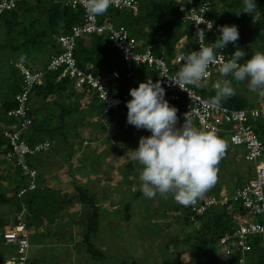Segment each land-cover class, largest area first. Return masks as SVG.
<instances>
[{"label":"trees","instance_id":"1","mask_svg":"<svg viewBox=\"0 0 264 264\" xmlns=\"http://www.w3.org/2000/svg\"><path fill=\"white\" fill-rule=\"evenodd\" d=\"M137 2L136 9L109 7V10L113 12L109 14L112 22L116 24V22H118L116 20L124 16L125 22L118 23L124 24L140 42L150 45L156 55L163 56L167 61L178 52L174 47V43L183 35L186 36V41L188 42L185 46L180 48L179 51L184 50L187 52L190 50L192 46L191 35L189 30L181 24L179 16L184 13L185 6L188 7L190 3L197 4L198 0H137ZM257 5L258 10H261V16L264 17V0H257ZM240 6L241 0H214L208 10V17L212 19L213 24H215L217 28L219 25L235 24L239 31V39L236 42V45L245 49L247 55H251L255 51H264V43L255 47L251 46V36L263 35L264 38V30L259 32L258 29L264 26V18L254 22L249 14L241 12L240 15L237 16L234 12L238 11ZM223 13H225V15H223ZM34 14L37 16L33 17ZM102 16L100 15L99 18L102 19ZM104 16H106V14ZM82 17L83 9L80 6H70L66 4L65 0H23L18 2L13 9L3 11L0 15V35L4 39H2L3 45L5 48L9 49V52L7 53L10 57L21 47L25 50H32L34 52H39L41 49V52H43L44 55V58L42 57L43 60H39L40 56L30 57L31 63L20 61L18 59L10 60V58H5V55H2V50L0 51V67H3L0 68V76L5 75L6 78L8 77L5 87H0V122L14 120L7 117L6 112L15 107V94L20 89L22 82L21 74L16 67V63L22 62L31 70H38V68L45 69L41 76V82L34 84L33 90L29 96L32 123L28 127L26 136L30 142L45 138L51 142V146L53 140L54 143L59 145H68L70 144L69 142H71L68 139V131L70 129V132H72L73 127L71 126L75 125L71 120L82 119V117L78 118L75 116L76 113H78L76 109L74 110V106L77 105L76 102H65V104H69L70 106L68 105L65 108H60L59 111L58 108L63 106L64 99L62 98L64 96H74L75 98H79L86 92L84 90L76 91L67 77L60 76L56 71L46 69L50 54L61 51V46L57 40L58 36L62 33L68 32L73 24L79 23L82 20ZM251 25L253 28L250 29ZM20 36L21 39L19 42L16 45L12 44L11 39ZM9 40L10 42H8ZM109 43L106 33L87 34L86 36L77 39L74 48V56L76 57L79 66L82 68H89L94 74L103 72L113 65L121 68V78L117 84L114 83V86H116V92L121 94L127 87L137 85L140 80L134 79V73L135 71L140 73L139 68H144V65L132 66L133 73L132 75H128L127 70L121 64L120 52L116 48L111 47ZM234 47L235 46L232 44H229L226 49L232 53ZM215 76L219 77L218 71ZM128 79H131V81ZM147 79H151V77H147ZM214 80L215 77H212L208 81L207 86L200 89V92L203 95L208 96L210 99L215 95V91L212 87L215 83ZM90 94L92 99L88 102V110L90 109L91 111L103 114L102 103L98 101L97 107H95V102L98 100L97 96L93 92H90ZM33 103L42 104L43 109L35 108ZM221 104L232 109L250 108L255 106L253 102H249L247 98L238 93L223 100ZM125 105L111 110L108 113L109 117H111L110 120L113 119L116 111H123L124 107H126ZM248 123L261 139L264 154V112L255 118L252 117ZM217 134L223 139L228 138L220 133ZM118 137L119 136H114L113 139L116 140ZM4 143V138L0 135L1 154L7 149L4 146ZM2 145L3 147H1ZM136 146L137 145H135L134 148ZM242 149L245 151L244 148ZM38 154L39 153H36L26 159L35 169L34 157ZM239 156L244 159L243 154H239ZM0 161L3 162L4 159L0 158ZM128 164L131 166V163ZM15 170L18 173L19 182L18 185L13 188L12 196H16L19 188L25 184V175L21 174L16 168ZM244 181L245 180L242 178L236 179L232 180L231 185L228 186V184H226L222 186L226 189L228 194L227 201L223 204H213L198 215L192 216L191 213L188 212L187 206L186 213L181 216L184 220L181 223L184 226L182 230H184V228H186V226L192 221L197 222L199 225L198 230H196V232L199 231V233L196 235H194L195 231L192 233L187 232L186 236L182 232L184 235L183 239L188 242V249L190 252L205 254L208 249L213 250L216 249L217 246H219L218 248L222 247V244L218 242L219 238L225 232H232L237 220L235 215H242L244 213L240 200L233 198L236 194V190L243 185ZM219 183L220 182L216 184L215 189H213L210 194H213L214 196L219 195L221 187ZM222 183L224 182H221V184ZM74 187L76 190V193H74L76 194L75 197L68 195L67 193L61 194L59 191L56 192V190L51 188L43 189L38 184L37 175L36 187L22 194V196L17 199L16 204L18 208H20L21 202H23L28 209L35 213V220L32 219L29 222L24 220L27 229L29 224L34 223L36 228L38 225L43 224L44 222H42L40 217H45L48 221L51 220V218L56 217L55 214L64 210L67 206H70L71 201L89 207L90 210L84 209L85 211L82 213H87L83 218L85 220L84 225L80 216H78V222L80 225L84 226L83 228L85 229V232L83 233V239L89 245L88 248L91 255L95 256L97 251L88 242L90 236L100 227L98 206L95 204L93 194L88 187L82 186L81 184H75ZM137 193L143 194L140 190H138ZM206 194L210 195L208 193ZM73 197L75 201L72 200ZM0 199L3 202L10 201V199L5 196H0ZM177 207L178 206L176 205L174 206V208ZM65 215L66 212H62V215L59 217H65ZM76 220L77 219H75V221ZM178 237L179 236L175 235L170 241L173 240V242L177 244L180 240ZM191 238H193V241H191ZM30 240L31 239H29V241ZM229 242L232 246L234 241L230 240ZM168 245L169 244H167V246ZM251 245L252 248L250 251L243 255L246 258V264H264V241L259 237H256L252 240ZM239 256H242L239 252L229 256L228 264H236ZM220 260H218V262H213L212 264H220V262L221 264H225L224 261ZM121 263L122 261L119 262V264Z\"/></svg>","mask_w":264,"mask_h":264},{"label":"built area","instance_id":"2","mask_svg":"<svg viewBox=\"0 0 264 264\" xmlns=\"http://www.w3.org/2000/svg\"><path fill=\"white\" fill-rule=\"evenodd\" d=\"M21 1L23 0H0V15L3 11L13 9ZM213 2L214 0H198L197 4L190 3L188 7L185 6L184 13L179 16L181 24L189 30L191 35L192 46L189 51L199 47L195 40L197 27L205 28V25L212 23L210 30L205 29L206 40L203 42L205 44H210L218 34V28L208 17V10ZM137 3V0H112L110 8L136 9ZM66 4L80 6L83 9V17L79 23L73 24L68 32L58 36L61 51L50 54L46 69L67 77L77 90L87 92L90 90L95 93L98 101L102 103L103 114L125 105L126 100L129 99V89L135 86L127 87L121 94L116 92L114 83L117 84L121 78L120 70L116 65L97 74L89 68L79 66L74 56L78 38L90 33H106L110 46L120 52L123 67L129 70L134 65H145L151 70L149 77L153 81L160 79L164 82L165 77L173 75L182 66L181 53L185 52L184 50L178 51L167 61L163 56L156 55L150 45L140 42L124 24H114L110 17L100 19L99 16L89 15L85 10L84 0H66ZM200 19L205 21V25L194 23ZM219 51L217 63L209 66V75L205 78L206 82L202 87L187 86L185 90H182L178 86H168L167 83L163 86L165 99L177 109V124L183 122L184 114L190 116L197 127L215 129L217 133L228 137L232 145L244 148V160L249 163L255 162L256 174L251 179L245 180L233 196L234 199L240 200L244 213L235 215L237 220L233 231L225 232L218 240L222 244L221 252L227 263L229 256L239 252L242 256L237 258L236 264H246V258L243 255L252 248V240L259 237L264 241V161L261 160L263 143L248 123L252 117L262 114L263 109L256 106L232 109L222 104L216 107L211 104L208 96L200 92V89L207 86L208 81L215 76L219 64L231 55L226 48ZM16 67L19 69L22 82L15 94V107L6 112V116L14 120L0 122V135L4 138V146L7 148L1 154L2 158L25 175V184L17 192L20 196L37 185L38 173L26 159L48 150L51 142L45 138L30 142L26 136V130L32 123L29 96L34 84L41 82L45 69L31 70L22 62H17ZM218 196L203 195L194 206H188V212L194 216L213 204L225 203L228 198L226 189L221 188ZM0 235L5 242L15 245L16 252V257L7 258L2 264H29L27 261L29 233L21 218L18 216L16 226L0 230ZM230 240L234 241L232 246ZM225 252H227L226 256Z\"/></svg>","mask_w":264,"mask_h":264},{"label":"rangeland","instance_id":"3","mask_svg":"<svg viewBox=\"0 0 264 264\" xmlns=\"http://www.w3.org/2000/svg\"><path fill=\"white\" fill-rule=\"evenodd\" d=\"M109 9L106 12L107 17H109V14L113 13ZM223 15H225V13H223ZM36 16L35 14L33 15V17ZM124 19L123 16L116 21L124 23ZM251 28H253L252 25L250 29ZM258 29L260 32L264 30V26ZM251 38L252 47L264 43L263 35H255L251 36ZM20 39L21 36L14 37L11 39V42L16 45ZM180 41L184 43L185 37H181ZM8 42H10V40ZM1 50H3L5 58L7 57L11 60L18 59L24 62H31L30 57L40 56L39 60H43L44 58L41 49L39 52H34L32 50H25L21 47L16 52H12L13 54L10 53L12 54L11 57L7 53L9 49L0 47V51ZM132 68L129 70H132ZM119 70L121 73V68H119ZM139 72L140 73L135 71L133 76L134 79L141 78L142 76L145 78L149 77L151 70L144 65V68H139ZM214 77V81L216 82L219 77ZM128 80L131 81V79ZM3 87H5V85ZM233 87L235 93L241 94L247 98L249 102H253L255 106L261 107L264 110V95L249 92L246 82L233 81ZM82 98L81 101L78 99L73 101L72 97L70 99L69 96H64L62 98L64 99L63 106L59 107L58 111L60 108H65L69 105L65 104V102H76L77 105L74 106V110L76 109L78 113H76L75 116L79 118L83 115L84 119L87 118V122L83 123V126L87 125L85 132H87L88 128H90L91 132L85 135L87 141L91 142V148L94 147L93 145L96 147L95 150H91L92 154H98L91 156L92 159H94L93 162L96 165V170L99 168L98 164L102 162V158L100 159L99 154L106 157V161L101 164V171L94 176L89 174V171L85 172V175L84 172L83 174H81V172L80 174L75 173L78 172L75 167L79 165L77 160L73 162L70 169L73 175L74 185L81 184L82 186L88 187L93 194L95 204L98 206L100 227L90 236L88 242L96 249L97 254L95 256L91 255L88 248L89 245L83 239V233L85 232L84 226L80 225L78 222V216H80L84 225L85 220L83 218L87 213H82L85 210H90V208L78 202L73 203V201H71L70 206L57 212L58 217L62 215V212H66V215L65 217L61 216L59 219L57 218L56 226L58 229L56 239H52L50 242L45 243L42 249L40 248L41 251L35 252V256L41 259L39 263L119 264V262L122 261L121 264H212L223 258L221 248H218L219 246L213 250L208 249L205 254L189 251L188 242H186L183 237L187 235V232L192 233L195 231L194 235L198 234L199 231L196 232V230H198L199 227L197 223L192 221L182 230L184 226L181 223L184 220L181 216L186 213L187 206H182L176 202L170 194L164 197L157 195L155 198L150 199L143 194L137 193L140 183L138 180L139 165L130 159V148H134V146L137 145L139 137L147 136L150 133L145 129L138 130L134 126L126 123V117L123 118L121 114L117 116V119L110 120L108 117L101 116L96 111L89 110L88 113H85L84 107L87 105L88 107H85L86 110L89 108L88 102L90 99L88 100L85 97ZM95 103V107H97L98 100ZM126 112L127 109H124L122 114L124 115ZM103 124L105 125L103 126ZM179 124H177V126H179ZM114 136L119 137L115 140L113 139ZM98 140L102 143L104 141L105 143L99 144L94 142ZM224 140L227 143V148L217 164L216 183L206 192L208 194H210V192L212 193V190L215 189L218 182H220L219 185L221 187L219 191H221V188H223L222 186L226 184H228V186L231 185L232 180L241 178L243 180H248L256 174L255 162L249 164V162L240 158L239 154L244 153L242 147L231 145L228 138H224ZM81 144L85 143L81 142ZM81 149L82 147L78 153L71 155V162L78 154H84L80 153L83 151ZM51 151H54V145L51 147ZM61 151L66 153L63 149ZM0 158H2L1 154ZM81 158L82 157H79V159L83 161ZM85 158L87 157L85 156ZM60 161H63V159ZM128 163H131L132 167L129 166ZM85 165H87V162ZM10 166L12 165L10 164ZM53 166L55 167L54 169L59 171L58 174L56 173L58 177H64L66 170H69L68 167L61 164V162L60 166L57 164H53ZM91 169L92 171L95 170L93 167ZM12 170L9 168L10 173ZM70 181L72 182V180ZM221 182L224 183L221 184ZM43 183L45 182H42V184ZM46 184L50 186L58 185L57 187L60 188V191L66 189L53 181H49ZM74 185L72 182V185H69V191H65V193L72 192ZM13 188L14 186L9 189L12 190ZM206 193L204 195H207ZM8 195L9 199L12 194L9 192ZM75 195L76 194L72 196L75 197ZM74 197L72 200H74ZM175 205L178 207L174 208ZM75 219H77V223ZM175 235L179 236L178 238L180 239L177 244H175L173 240L170 241ZM49 239L50 238L47 240ZM191 241H193V238H191ZM167 244L169 245L167 246ZM33 247L32 250L37 248L36 245H33ZM11 250H14L13 246L3 241L0 242V264H2L4 259L11 257ZM29 251H31V247H29ZM29 258H27L28 262H30Z\"/></svg>","mask_w":264,"mask_h":264},{"label":"clouds","instance_id":"4","mask_svg":"<svg viewBox=\"0 0 264 264\" xmlns=\"http://www.w3.org/2000/svg\"><path fill=\"white\" fill-rule=\"evenodd\" d=\"M111 4L112 0H84L86 12L93 16L103 15ZM241 12L249 14L254 22L264 18L257 0H241L240 9L234 13L239 16ZM194 23L205 25L203 19ZM211 28L212 23L205 28L197 27L198 49L182 52V66L165 77L164 82L146 79L129 89V99L125 102L126 123L150 133L139 137L137 146L130 148V159L139 165V190L147 198L170 194L182 206H194L216 183L217 164L227 148L226 141L215 129L197 127L190 116L184 114L183 122L177 126V109L165 99L164 83L182 90L187 86L202 87L209 75V66L217 63V52L232 44L234 51L219 64L220 78L212 85L215 95L211 104L219 107L223 100L235 94L233 81L246 82L249 92L264 95V51L247 55L245 49L237 46L239 31L235 24L219 25L216 39L205 44V31ZM261 160L264 161V154ZM17 218L13 225L2 229L16 226ZM21 221L24 223L22 218ZM0 240L5 242L1 235ZM5 243L13 246L11 257H16L15 245ZM224 254L226 256L227 252ZM221 260L228 264L224 258Z\"/></svg>","mask_w":264,"mask_h":264},{"label":"crops","instance_id":"5","mask_svg":"<svg viewBox=\"0 0 264 264\" xmlns=\"http://www.w3.org/2000/svg\"><path fill=\"white\" fill-rule=\"evenodd\" d=\"M105 14L106 13H104L103 16L101 15L102 18H105L107 16V15L104 16ZM0 34H1V32H0ZM0 39H1V41L3 39V37H1V35H0ZM1 41H0V47H5L3 45V41L2 42ZM183 46H185V43L181 42L180 38L174 43V47L177 50L178 49L180 50V48H182ZM3 50H2V52H3ZM2 55H4V54H2ZM0 68H3V67H0ZM132 73H133L132 70H129V71L127 70V74L132 75ZM7 78L5 77V75H1L0 76V85L2 87L4 85H6ZM138 79L140 81H143V80H146L147 78L142 76L141 78H138ZM76 91H79V90H76ZM85 92L86 93H83V96H81L79 98H75L74 96H70V99H71V97L73 98L72 99L73 101H75L77 99L81 101V99H83L82 97H85L88 100L92 99L91 98V94H90L91 91L89 90L88 92L87 91H85ZM36 104L37 103H33V106H35V108L43 109V105L42 104L39 103V104H37V106H36ZM85 107H88V106L86 105ZM85 107H84V112L88 113V111L90 109L86 110ZM124 109L126 110V107H124ZM124 109H123V111H116L115 114H114L113 119L114 118L117 119V116H119L120 113H121V116H123V118L126 117V113L124 115L122 114L124 112ZM99 114L101 116L108 117L109 119L111 118V117H109L108 114L107 115H104V114H101V113H99ZM86 119L87 118L84 119L83 115H82V119L81 120L80 119H77V120L72 119L71 120V122H74L73 124H75V125L71 126V127H73V131L72 132H70V129L68 131V134H69L68 135L69 136L68 139L71 141V142H69L70 144H68V145H59L57 143H54V140H53L52 141V146L54 144V151L50 150L51 147H52L51 146L49 148L50 152H49V150L44 151V152H40L38 155H36L34 157V165H35V167H36V169L38 171V184H39V186L41 188H43V189L51 188V189L56 190V192L59 191L61 194L65 193V191H69V185H72V182H73V185H74V179L72 178L73 175L71 174L70 169H71V167L73 165V162L75 160H77L78 164H79V165L75 166L77 171H78V172H75V173H79L80 174V172H81V174H83V172H84V175H85V172L89 171L90 172L89 174H92L94 176V175H96V173L101 171L100 170L101 164L104 161H106V157H104L102 154H99L100 155V159L102 158V162H101V164H98L99 168H97V170H96V168H95L96 165L93 162L94 159H92L91 156H95V155H98V154L97 153H93L92 154L91 150H95L96 147H95V145H93L95 148L94 147L91 148V146H90L91 142L87 141V137H86L85 134L88 133V132H91V131H90V128H88L87 132H85V130L87 128L86 127L87 125L83 126L84 125L83 123L87 122ZM104 125L105 124H103V126ZM27 131H28V128H27L26 132ZM80 134H81V136H80ZM81 142H84L85 144H81ZM94 142L95 143H99V144H104L105 143L104 141L102 143L99 140L98 141H94ZM83 145H86V146H83ZM1 147H3V145ZM81 147H82L81 150H83V151L80 152V153H84V154H80V155L78 154L73 159V161L71 162V155L78 153V151L80 150ZM62 149L66 153L61 151ZM85 156L87 158H85ZM79 157H82L81 159H83V161L80 160ZM61 159H63V161H60ZM60 162H61V164L66 165L68 167V169H69V170H66V172L64 173V177L63 176L62 177H60V176L58 177L57 174H58L59 171L54 169L55 167L53 166V164H57L58 166H60ZM86 162H87V165H85ZM91 162H92L93 165L91 164ZM92 167L95 169L94 171H92V169H91ZM2 168H3V170H2ZM9 168L11 170L13 169L12 170L13 172L11 171V173H10L9 172ZM70 180H72V182ZM49 181L56 182V183L62 185V188H66V189L63 190V191H60V188L57 187L58 185H55V186L47 185L46 183H48ZM18 182H19L18 173L16 172L15 168L13 166H10L9 163L6 162L5 160L3 162L0 161V196L1 197L5 196L6 198H8L9 192L11 194L13 193L12 192L13 189L12 190H10V189L13 186L15 187L16 185H18ZM42 182H45V183L42 184ZM75 192H76L75 187H73V191L72 192H70V193L66 192V193L68 195H73ZM18 198L19 197H17V196H11V197H9L10 201H5V202L1 201V199H0V230L2 229V227H8L10 225H13L14 221H16V218L19 215H20V217L23 220H25L27 222L31 221L32 219L35 220V213L32 210L28 209V207L26 206L25 203L21 202V206H20V208H18V206L16 204ZM26 213H27V217H26ZM55 216L56 217L51 218V220H49V221L45 217H40L42 222H44V223L38 225L37 228L35 227L34 223L28 225V230L30 232L29 239H32V242L30 243L31 251L28 252L29 253L28 258L29 257L31 258V260L29 258V261H30L29 263L30 264H40L39 262H41V259H39L38 256L37 257L35 256V252L41 251L40 248L42 249V247L44 246L45 243L50 242V240H52V239H54V240L56 239V233H57V229H58L57 226H56L57 225L56 221H57V218L59 219V217L57 216V213L55 214ZM195 223H197V222H195ZM198 227H199V225H198ZM48 238H50V239L47 240ZM0 242H2V241L0 240ZM33 245H36V247H37L34 250H32V248H34ZM13 254H14V250H11L10 255H13Z\"/></svg>","mask_w":264,"mask_h":264},{"label":"bare ground","instance_id":"6","mask_svg":"<svg viewBox=\"0 0 264 264\" xmlns=\"http://www.w3.org/2000/svg\"><path fill=\"white\" fill-rule=\"evenodd\" d=\"M264 177V176H263ZM31 246V245H30Z\"/></svg>","mask_w":264,"mask_h":264}]
</instances>
